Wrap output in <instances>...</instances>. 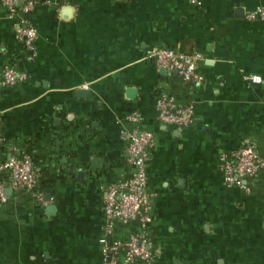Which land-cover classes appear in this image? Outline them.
Returning a JSON list of instances; mask_svg holds the SVG:
<instances>
[{"label":"crops","instance_id":"0c3cea01","mask_svg":"<svg viewBox=\"0 0 264 264\" xmlns=\"http://www.w3.org/2000/svg\"><path fill=\"white\" fill-rule=\"evenodd\" d=\"M257 7L264 0H37L10 16L0 0V164L31 155L47 200L20 189L0 206V264H101V239L142 232L137 220L110 228L103 210L107 188L135 172V129L155 138L147 234L157 257L125 264H264V175L246 192L226 184L219 161L244 143L264 155V20L246 17ZM23 20L37 30L35 56L17 38ZM157 47L202 52V80L162 73ZM6 66L26 79L4 84ZM162 89L193 106L192 124L159 120ZM9 176L0 170V183Z\"/></svg>","mask_w":264,"mask_h":264},{"label":"built area","instance_id":"2783aa9c","mask_svg":"<svg viewBox=\"0 0 264 264\" xmlns=\"http://www.w3.org/2000/svg\"><path fill=\"white\" fill-rule=\"evenodd\" d=\"M198 3L199 0H190ZM10 16L31 12L37 0H3ZM249 20H264V7H257L246 13ZM17 38L31 56L36 55L37 30L28 21L23 20L17 30ZM150 57L159 68L167 71H177L182 80L188 83H198L202 80L197 72L198 62L204 55L200 51L184 53L173 48L157 47ZM24 71L6 66L3 70L2 82L15 85L25 80ZM253 83L261 81L257 74L245 76ZM164 88V87H162ZM157 109L159 120L165 124L185 127L193 122V106L178 105L175 99L162 89L158 100ZM133 120L138 117L133 116ZM3 141L0 138V142ZM155 146L152 132L135 129L128 137L127 160L135 172L129 179L110 185L104 195L103 210L110 228L114 222H132L137 220L143 227L142 232L131 233L126 239H116L103 243V260L101 264H125L134 260L153 263L157 257L151 238L147 234V227L153 220L152 196L148 191V173L146 162L149 159L150 149ZM220 167L227 185L239 186L246 192L250 191L249 180L264 175V155L252 143H244L238 149L224 152L219 157ZM0 170L9 171V180L0 183V206L8 201L6 192L8 187L13 190L27 189L44 205L47 200L43 192L38 189L39 176L33 158L29 154L11 156L0 164ZM249 179V180H248Z\"/></svg>","mask_w":264,"mask_h":264},{"label":"water","instance_id":"95a60500","mask_svg":"<svg viewBox=\"0 0 264 264\" xmlns=\"http://www.w3.org/2000/svg\"><path fill=\"white\" fill-rule=\"evenodd\" d=\"M64 10L71 12V11L74 10V7L73 6H70V7L67 6L66 8H64ZM161 71H162V73H166L167 72L165 68H161ZM1 91H2V83H0V96H1ZM78 93H81V94L88 93V90L87 89H80L78 91ZM6 192H7L8 195H11L12 192H13V189L11 187H8L6 189ZM48 209L56 210V207H55V205H50V206H48Z\"/></svg>","mask_w":264,"mask_h":264},{"label":"trees","instance_id":"16d2710c","mask_svg":"<svg viewBox=\"0 0 264 264\" xmlns=\"http://www.w3.org/2000/svg\"><path fill=\"white\" fill-rule=\"evenodd\" d=\"M187 53V52H186ZM191 53V52H190ZM249 180V179H248ZM251 180H249V183H250Z\"/></svg>","mask_w":264,"mask_h":264}]
</instances>
